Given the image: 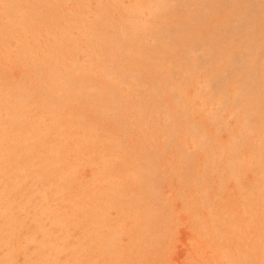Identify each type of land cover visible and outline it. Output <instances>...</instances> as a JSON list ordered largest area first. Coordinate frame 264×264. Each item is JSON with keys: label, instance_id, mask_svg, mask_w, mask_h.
<instances>
[{"label": "rangeland", "instance_id": "rangeland-1", "mask_svg": "<svg viewBox=\"0 0 264 264\" xmlns=\"http://www.w3.org/2000/svg\"><path fill=\"white\" fill-rule=\"evenodd\" d=\"M0 264H264V0H0Z\"/></svg>", "mask_w": 264, "mask_h": 264}]
</instances>
